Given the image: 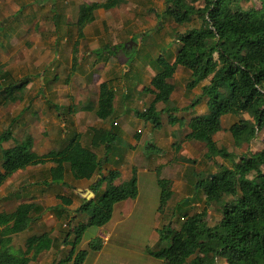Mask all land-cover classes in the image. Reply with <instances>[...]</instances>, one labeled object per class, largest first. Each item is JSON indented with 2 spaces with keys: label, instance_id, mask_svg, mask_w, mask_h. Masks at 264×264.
Wrapping results in <instances>:
<instances>
[{
  "label": "trees",
  "instance_id": "1",
  "mask_svg": "<svg viewBox=\"0 0 264 264\" xmlns=\"http://www.w3.org/2000/svg\"><path fill=\"white\" fill-rule=\"evenodd\" d=\"M240 1L166 0V12L176 24L190 23L195 17L201 19L202 24L176 35L180 46L174 56H160L151 62L157 69L151 81L155 89L152 90L154 99L144 111L137 112V117L156 129L162 125V113L170 112L168 104L175 89L171 80L179 66L192 72L189 86L201 84L212 76L202 87L200 97V100L207 98L209 114L193 117L191 132L186 138L205 143V158L217 167V171L206 176L192 172L196 185L193 192L198 194L199 190L203 191L205 207L194 214L181 216L178 229L172 227V220L159 229L160 244L156 249H148V254L163 261V264H187L191 258L189 264H213L218 257L224 258L226 264H264V137L261 151L245 154L239 161L235 160L234 153L219 146L214 138L224 130L223 117L245 113L252 117V121L240 119L229 128L235 145L250 144L258 132L264 133V0H256L260 2V7L252 4L249 8H243ZM125 3L127 0L82 4L77 17L79 38H84V29L95 21L98 9L109 11ZM200 3L203 5L197 7ZM58 18L59 15L54 16L55 22ZM121 46L115 45L113 49ZM107 51L108 46H105L93 53L100 58ZM30 83L28 77L17 80L0 64V106L23 101ZM150 90L147 88V91ZM116 95L117 91L110 82H103L99 87L98 102L84 103L81 110L93 112L101 120H114L117 117L114 107ZM158 103L166 107L158 110ZM168 121L171 125L183 122L171 114ZM112 128H97L90 134L91 147H103L107 158L111 147L120 138L116 126ZM11 139L12 128H9L0 135V144ZM33 147L31 135L11 148L0 147L3 170L0 186L19 170L49 162L56 164L50 176L58 183L64 182L66 166L70 168L73 179L91 180L96 174H101L108 162L91 148L84 147L80 135L62 148L43 155L34 152ZM119 177L118 169L109 170L105 178L108 180L106 188L80 208L79 212L86 213L88 220L72 226L75 235L72 251L59 264H82L88 252L77 251V247L88 228L107 225L116 204L138 197L136 170H133L130 180L121 185L114 184ZM158 184L161 187L158 209L161 218L174 196V190L169 186V180L159 176ZM228 196H232L230 201L225 200ZM212 203L222 206V218L214 226H210L207 220L208 206ZM44 212L43 206L30 202L0 213V264H30L41 253L53 248L54 239L47 232L28 237L25 249H16L13 245L14 236L28 230ZM167 238L170 239L169 244L162 247ZM91 248L100 250L101 244L94 242Z\"/></svg>",
  "mask_w": 264,
  "mask_h": 264
},
{
  "label": "rangeland",
  "instance_id": "2",
  "mask_svg": "<svg viewBox=\"0 0 264 264\" xmlns=\"http://www.w3.org/2000/svg\"><path fill=\"white\" fill-rule=\"evenodd\" d=\"M101 1L0 0V64L4 66V70L11 71L17 80L27 77L31 79V83L24 92L23 101L0 106V135L8 127L12 128L10 144L2 142L0 147L4 148V143L7 148L15 146L16 142H22L29 135L30 125L34 127L36 135L40 134V128L44 126L46 119L57 116V112L58 116L62 118L61 122L64 120L68 125L66 128L68 130L71 127L69 120L72 118L70 113H67L68 106L63 104L62 108L55 110L48 104L42 112L41 102L70 103L74 111L79 112L82 104L88 101L96 102L99 93H97L98 84L106 78L104 75L108 73V76L113 77L112 81L117 88V94L119 98L121 97L117 107L119 110H123L120 116L123 129L131 131L132 128L136 129L141 124L139 131L134 132V135L136 133L140 135L143 131V140L144 137L147 140L146 148H144V154L147 157L145 164L148 167L151 158H153L157 161L156 165L160 162L169 166V170L173 174L171 178L174 176L176 179L166 180H169V186L174 190V196L164 209V216L159 219L161 187L158 184V176L162 178L160 169L157 170V173H144L140 168L142 165L139 164L136 168L140 170H136V173L139 172L137 178L139 176L141 186L140 201L129 218L118 226L117 235L112 237L109 245L111 247L118 244L122 247L117 251L118 255L114 256L109 253V249H111L109 248L103 251L98 262L94 260L99 256L93 254L91 246L86 241L94 240V242L103 243L101 237L97 235L100 231L98 227L88 228L78 250L85 249L90 254L86 264H92L93 261L96 264H158L159 260L150 256L146 248V246H154L156 223L159 224L158 228L160 229L172 220V227L178 229L181 216L201 211L205 207V196L202 190H199L198 194L193 192L196 185H194L195 178L192 176V172L195 171L206 176L214 174L217 167L205 158L204 142L193 144L194 148L188 143L184 144L187 142L186 125L180 129L176 125L177 129L174 130L168 123L169 114L183 117L189 111L188 108H182L179 103L170 99L168 104L170 112L162 113L163 120L161 119V121L163 123L156 129L152 124L145 126L138 119L137 112L147 108V106H142V103L139 104L138 101L141 99L142 86L146 84V81L148 84L157 73V69L154 68V65L152 66L151 62L160 56H174L180 46L176 35L193 27L201 26L202 20L195 17L190 23L178 25L166 12V0H129L126 5L116 9L96 12L95 21L84 29V38H79V28L77 27L79 7L82 4ZM252 4L258 7L261 5L256 0L240 1L243 8H249ZM202 5L203 3H200L196 6L201 7ZM55 15H59L58 22L54 20ZM116 44L122 46L119 49H113ZM105 46H108V51L98 58L93 51ZM217 58L218 55L215 53V59ZM104 66L108 67V70H105ZM184 71L186 73H179L171 80L175 85V97L178 100L184 87L189 86L191 81V71L186 69ZM209 78L202 84H208ZM125 89L129 94L127 99L122 98ZM200 93H202V87H200ZM201 105L203 110H200V115H208L206 100L200 101V107ZM165 107L166 105L161 103L158 110H163ZM21 113L23 114L21 115ZM240 119L251 120L252 117L248 113L225 116L223 119L225 129L217 135L218 145L227 148L230 153H234L236 161H239V158L245 154L249 155L263 149L264 133L262 131L258 132L255 140L250 144L244 143L239 147L235 145L229 128ZM22 122H28L29 125L25 124L24 127ZM88 124L90 125V122ZM188 125L190 127V121ZM46 130L50 132L48 127ZM164 134L168 137L175 134L172 135L174 136L172 145L166 146L165 142L160 145L161 136ZM150 144H155V149ZM122 146L125 149H130L126 138L123 139ZM160 151L162 152L160 153ZM103 152L102 150L101 153ZM191 154L196 157H192ZM219 161L221 162V160ZM228 164L231 163L228 162ZM182 172H184L185 182L188 183L186 188H182L179 183ZM103 183L104 181H100V186L98 184L96 189L100 190ZM231 198L232 196H228L225 200L230 201ZM184 199H186L185 203ZM188 200L190 202H187ZM176 205H178L177 208L172 212ZM221 208L222 206L218 203L208 206L207 220L210 226L220 222ZM87 216L86 213L80 212L79 220H84ZM72 224L71 221L66 228L67 231H73L72 226L76 223ZM169 242V238L165 239L162 242V247L167 246ZM158 246L157 243V246L153 248H158ZM65 257H67V253L63 255V258ZM191 260L192 258L187 264ZM71 263L74 264L73 262L69 264ZM213 264H226V261L224 258L218 257L215 258Z\"/></svg>",
  "mask_w": 264,
  "mask_h": 264
},
{
  "label": "crops",
  "instance_id": "3",
  "mask_svg": "<svg viewBox=\"0 0 264 264\" xmlns=\"http://www.w3.org/2000/svg\"><path fill=\"white\" fill-rule=\"evenodd\" d=\"M128 1L129 0H127V3ZM127 3L122 4L120 6L126 5ZM87 4H91V3H87ZM100 11H106V10L100 8L98 9L97 12H100ZM100 68L102 69V66ZM103 68H105V70H108V67L104 66ZM184 70L185 68L179 66L174 75V78L177 77L179 73H184L185 72ZM104 76L106 78L104 80H101V82H99L98 87H97L98 89L97 93L99 92L100 84L106 81H109L111 86L117 91V88L115 87V84L112 81L113 77L111 78L110 76H108V73H106ZM190 79H191V72H190ZM151 80L148 82V84L146 81V84H144L141 88L142 90V93L140 95L141 99H139L138 102L139 104L142 103V106L148 107L154 99V94L152 90H155V89L150 85ZM202 83H201V86L200 84L194 85V86L186 85L183 89V93L179 96V100L176 99L175 97V94H176L175 89L172 92L171 97H170V99L173 102L179 103L180 107L189 109V111L183 117L178 116L180 119H183L184 122H181L180 124L179 123L176 124L178 125V129L186 125V129L188 131L185 133V136H187L191 132L190 129H191L193 117L200 116V110L201 111L203 110L202 105L200 107V101L206 100L207 102V98H204V99L202 98L200 100V97L202 94L200 93V87H203L204 85L207 84V83L206 84L205 83L202 84ZM123 85L125 84L123 83ZM147 88L151 90L147 91ZM123 91H124V94L122 98L127 99L129 95L128 90L125 89ZM120 98L117 94L114 107H115L118 117L113 118L114 120H101L95 115V113L89 112V111L81 110L79 112H75L73 109V106L70 103H64V102H59V101L58 102L56 101L55 103L50 102V101L41 102V104L43 105V107L41 106L42 112H44L46 105L48 104H49L48 106H52L53 108H55V110L62 108L63 104H65L64 106H68L67 113H70L72 118L70 120L68 119L69 125H71V127H69L68 130L66 129L68 125L66 124L64 120L63 122H61L62 118L58 116V112H57V116H53L52 119H46V121L43 124L44 126H41L40 128L41 130L40 134L36 135L34 133V127L30 125L28 134L33 137L34 151L38 153L39 155L46 154L51 150H58L62 148L63 146H65L76 135H80L81 142L84 147L91 148L99 157H105L107 151L103 147H100V148L91 147V143H90L91 131L97 128L99 129L102 128L105 130H112L113 129L112 126L114 125L117 128L120 138L111 147V150L108 153V158L105 157V159H107L108 162L104 165L101 171V174H96L91 180H76L75 182V179H73L70 173V168L66 166L64 182L58 183L54 181L50 176V171L51 169L56 167V164L49 162L44 165L29 166L25 169L19 170L14 175H12L10 178H8L2 186H0V213L15 210L19 205L30 203V202L38 203L45 208V212L39 218L35 219L32 222L28 230L15 235L13 238V245L16 249H25V242L28 237L33 236V235H38L44 232L49 233L51 237L54 239L53 248H51L49 251H45L41 253L35 260L31 261L30 264H55V263L57 264V263H60L62 259H64L63 255H65L66 253L68 255L72 251V244H73L72 242L74 240V233L73 231L72 232L67 231L66 228L71 223L70 222L71 219H72L73 224L77 223V221L87 222L88 216L84 220L83 219L79 220V213H80L79 210L86 202L94 199L97 194H100L106 188L108 180L105 178L108 177L109 170L118 169L120 171V177L114 182V184L116 185H121L122 183L130 180L133 175V169L135 168V170H140L139 168H136V166H138L139 164L142 165L140 166V168L141 170H143L144 173H149V172L157 173V170L160 169L159 171L163 179H171V181L173 179H176L174 178V176L173 178H171L173 174H171L172 171L169 170L168 165H164L160 162L157 163L156 165L157 161L153 158H151V162L148 164L149 166L148 167L146 166L145 163H146L147 157L144 154L145 153L144 148H146L145 142L147 140L145 137L143 140V136H144L143 131L141 132L142 135L141 134L139 135L138 133L134 135V132L139 131L140 129L139 126H141V124H139L138 128L136 129L132 128L131 131H127L123 129L122 124H121L122 121L120 120V116L123 110H119L117 107L119 104ZM121 101L123 102V100ZM88 102H91V101H88ZM97 102H98V98L96 102L94 103H97ZM159 104L161 103L157 104V108H159ZM22 114L23 113H21V115ZM74 114L75 116H73ZM223 119H222V124H223ZM162 120H163V117H162ZM141 121L145 124V126L148 124H151V123H146L143 120ZM189 121H190V127L188 125ZM89 122H90V125L88 124ZM25 124L29 125L28 122L27 123L22 122V125L24 127L26 126ZM176 125H170V126L174 128L175 130L177 129ZM46 127H48L50 132L46 130ZM9 128L11 127H8L7 129ZM223 128L225 129L224 125H223ZM218 134H216L214 137L216 141H217ZM172 135H175V134H171L169 137L166 134L161 136L162 139H160L161 140L160 145L161 143H164V142L166 143L165 144L166 146H168L169 144L172 145V142L174 140V136ZM124 138L128 140L130 149H125L122 146V141ZM142 141H144V143H141ZM176 141L177 139L175 137V142ZM186 141L187 142H184V144L188 143L193 148H194L193 144L194 145L200 144V141H189L188 139H186ZM5 143L10 144L9 141ZM5 143H4L5 149L11 148V146L6 148ZM150 145H152L151 147L155 149L154 147L155 144H150ZM204 146L206 147L205 144ZM102 150L104 151L103 153H101ZM162 151H160V153ZM206 152H207V148H206ZM191 156L194 158L196 157L193 154H191ZM2 172L3 170L1 167L0 173ZM137 173L139 174V172ZM180 177L181 179L179 183L181 184L182 188L184 187L186 188L188 183H186L184 180V177H185L184 172L181 173ZM102 178L105 180H103ZM100 181H104V183L102 184V187L99 190V189H96V187L98 188V184ZM140 187H141L140 179L138 176L139 194H138L137 199H128V200H125L123 202L116 204L114 207V212H113L111 221L107 225L103 227H99L100 231L97 235L101 237L104 244L103 243L101 244L100 250H93L91 248L94 252L93 254H95L96 256H99L96 259H94L96 262H98V258L102 256L101 254L103 253V251H106L107 249L111 248L109 249L110 250L109 253L116 256L115 254H117V251L119 249H122V247L118 246V244H115L111 247H109V245L112 240V237L117 235L116 232H117L118 226L123 224L126 221V219L129 218L130 214L133 212L136 205L139 203L140 198H141ZM91 193L93 194L91 195ZM158 217L160 219V215ZM74 226L75 225H73V227ZM158 227H159V224L156 223L155 242H154L153 247H156L157 243L160 244ZM82 242L80 243V245L82 244ZM86 242L91 246L92 243H94V240L92 241L87 240ZM80 245L77 247V251H82V249L78 250ZM153 247L146 246L147 250L151 248L156 249ZM89 257H90V254L86 256L82 264H86L88 262L87 260ZM92 264H96V263L93 261ZM158 264H163V261L159 260Z\"/></svg>",
  "mask_w": 264,
  "mask_h": 264
},
{
  "label": "water",
  "instance_id": "4",
  "mask_svg": "<svg viewBox=\"0 0 264 264\" xmlns=\"http://www.w3.org/2000/svg\"><path fill=\"white\" fill-rule=\"evenodd\" d=\"M93 193H91V195H92Z\"/></svg>",
  "mask_w": 264,
  "mask_h": 264
}]
</instances>
